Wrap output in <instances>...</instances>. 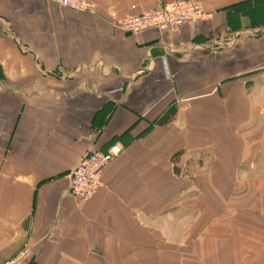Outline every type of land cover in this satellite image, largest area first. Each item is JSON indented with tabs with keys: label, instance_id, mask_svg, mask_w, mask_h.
Instances as JSON below:
<instances>
[{
	"label": "crops",
	"instance_id": "crops-1",
	"mask_svg": "<svg viewBox=\"0 0 264 264\" xmlns=\"http://www.w3.org/2000/svg\"><path fill=\"white\" fill-rule=\"evenodd\" d=\"M89 1L93 13L0 0V261L26 246L34 264H182L178 247H156L154 212L179 210V195L171 207L162 196L199 162L190 141L209 157V177L210 150L229 137L249 150L221 155L212 176L264 179V0H193L202 20L134 35L114 20L175 0ZM113 143L123 150L101 186L76 202L71 170ZM148 167L160 181L150 195ZM164 171L178 185L163 184ZM247 211L219 216L225 229L203 250L187 240V264H264V211Z\"/></svg>",
	"mask_w": 264,
	"mask_h": 264
},
{
	"label": "rangeland",
	"instance_id": "rangeland-1",
	"mask_svg": "<svg viewBox=\"0 0 264 264\" xmlns=\"http://www.w3.org/2000/svg\"><path fill=\"white\" fill-rule=\"evenodd\" d=\"M192 135L197 139H201V136L207 135V133L205 131H195ZM230 140L232 141V138H221L217 147H212V150H210V158L212 160L209 164L211 177L207 175L209 172H207L208 164H206L204 169L206 162H202V159L204 156L206 159L207 156L202 153L203 151L201 148H198L200 141L195 139L191 140L190 142L192 144L189 147V151L193 153L192 155L195 158L199 159V162H194L193 159H191L187 164L185 172L190 178L188 180H186L187 178L179 179L180 188L177 190V194L167 193L162 196L164 207L166 206V203L170 204L171 207L176 204L175 200L177 195H179V210L175 211V209H177L176 207L168 208L162 211L161 216L158 215V212L157 214L154 212V216L157 215V218H159L163 224L158 225V227L155 228L158 235V238L156 239V247L159 245L161 239L164 247L169 250L172 248L173 252L174 247H178L180 255H184L183 259H179V263L182 262V264H187V258L185 257L187 253V240L192 244L190 238L193 239L195 241L196 249L200 247L203 250L209 245L210 236L221 234L225 227L217 225L219 216L224 218L225 214H228V216L231 217L232 215H239L240 213H249L247 210H257L258 212L260 210L264 211V202L259 206L258 201H256L257 193L259 194L260 200L264 201V179H240V177L218 178L212 176L213 172L211 171H213L214 168L219 170L218 168L220 167V170H224L223 164L215 162L221 155H227L233 158L232 154H235L234 156L236 159H240L244 158L242 152L249 150V148L245 147L235 148L236 146L233 145V142L230 145H227V142ZM245 163H249L247 159L238 161L237 164H229L230 170L237 171L239 166ZM179 165V169L175 170L178 175L184 170V161L180 162ZM203 170L205 171L203 172ZM158 179V171L148 167L146 172L148 195L152 194L155 187L156 189L160 187V181ZM161 179H163V184H165L166 180L168 184L175 183L178 185V183H176L177 179L172 175V172L167 174V172L164 171ZM183 207L185 209H182ZM186 207L190 210L187 211ZM183 212L189 213L190 216L194 214L193 219L187 221L186 216L181 218L180 215ZM170 216H172V218H170ZM180 218L184 219L180 223L169 221L167 224L169 219L177 220ZM195 264H197V258L195 259Z\"/></svg>",
	"mask_w": 264,
	"mask_h": 264
},
{
	"label": "built area",
	"instance_id": "built-area-1",
	"mask_svg": "<svg viewBox=\"0 0 264 264\" xmlns=\"http://www.w3.org/2000/svg\"><path fill=\"white\" fill-rule=\"evenodd\" d=\"M63 8L82 13L95 12L96 6L89 0H45ZM206 14L193 0H175L161 8L143 10L136 14L114 20L116 28L130 34L155 30L166 33L190 22L202 20ZM118 143H113L107 152L93 150L86 153L70 172L69 193L76 202H85L93 197L101 186V174L108 164L122 152ZM0 264H34L31 250L23 246L12 258Z\"/></svg>",
	"mask_w": 264,
	"mask_h": 264
}]
</instances>
